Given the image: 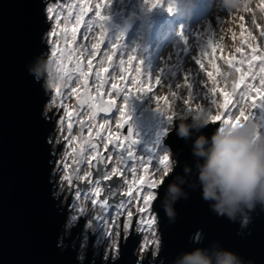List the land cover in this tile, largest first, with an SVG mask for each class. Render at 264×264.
Masks as SVG:
<instances>
[{
  "label": "rangeland",
  "instance_id": "1",
  "mask_svg": "<svg viewBox=\"0 0 264 264\" xmlns=\"http://www.w3.org/2000/svg\"><path fill=\"white\" fill-rule=\"evenodd\" d=\"M105 3L106 0H51L46 6L51 24L46 34L47 53L53 58L55 50L63 68H73V72L64 77L60 92L56 88L47 90L54 94L46 112L65 117L64 122L60 120L57 124L55 147L66 140L67 148L83 147L88 143V155L83 161L86 175L90 173L91 159H97V147L101 142L100 147L109 155V173L117 174L128 185L127 192L132 189L133 198L128 197L120 212L109 211L94 195L98 186L84 199L82 215L88 218V228L99 236V243L109 242L107 247L111 252L117 245L110 238L118 237L123 212L126 214L124 226L128 224L125 232L131 222L128 212H134L139 216L137 227L144 237L141 257L151 250L156 257L162 246L156 213L151 202L145 213H140L139 208L144 206L143 195L148 191L155 195L158 181L175 163L163 141L165 130L174 124L173 117L203 110L210 117H218L216 122L220 124L226 120H264V106L260 103L264 97L256 91L264 93V86L260 84L264 61L251 59L253 48L255 55L264 54V0H250L244 10L233 12L225 11L220 0H110L104 7ZM49 8L53 9L51 14ZM98 10L108 17L106 21L97 17ZM181 33L188 38L187 45ZM94 45L98 46L94 48ZM213 47L216 49L212 50ZM234 54L233 64L225 68L227 56ZM130 56L134 57L131 62ZM87 58L90 68L84 66ZM77 64L81 65L79 71ZM138 69L141 70L139 74ZM83 71L88 73L85 84L78 83L80 77H77L78 72ZM208 73H212L211 77ZM185 74H188L187 80ZM158 76L159 84L156 83ZM129 88L142 93L131 95ZM105 101L110 104L103 108L101 104ZM88 102L102 109L96 123L92 122L95 115L91 103V108L87 107ZM138 115L152 118L151 132L148 128L136 127L133 116ZM169 116L172 118L170 125L167 123ZM85 121L88 128L83 138L79 123ZM125 121H130L133 128V140L141 142L140 150L131 159L125 157V153L114 154L107 147L114 140L117 147L131 150L122 132L129 127ZM163 155H168V160L161 164ZM69 156V150L64 156L57 155L55 172L60 171L61 162L62 170L68 172ZM113 168L117 169L116 173H112ZM148 176L151 178L147 179ZM66 177L64 174L60 180V189L65 186ZM93 199L97 201L95 204L91 202ZM149 219L153 220L151 227L147 224ZM117 251L116 247L113 254Z\"/></svg>",
  "mask_w": 264,
  "mask_h": 264
},
{
  "label": "water",
  "instance_id": "2",
  "mask_svg": "<svg viewBox=\"0 0 264 264\" xmlns=\"http://www.w3.org/2000/svg\"><path fill=\"white\" fill-rule=\"evenodd\" d=\"M50 1L0 0V264H160L161 259L171 264L180 252L197 246V238L204 240V246L219 241L245 260L264 264V212L252 213L251 223L241 229L239 222L216 216L201 198L200 189L185 186L189 198L175 204L177 217L175 222H169L159 197H163L171 176L182 173L186 162L193 163L192 141L178 138L174 131H167L163 141L179 166L172 164L158 181L151 199L162 242L156 257L141 260L137 244L131 241L121 245L115 258L104 260L90 252L81 256L73 244L75 235L64 234L67 210L56 189L58 149H54L52 138L55 120L51 113H45L50 94L28 70L42 67L39 55L48 57L46 34L51 24L46 6ZM173 118L175 124L181 117ZM216 121L203 130L204 134L211 136L220 125ZM105 160V155L100 154L92 163L94 177L100 181L108 167ZM115 181L121 189V178L106 183ZM134 215L133 212L129 229Z\"/></svg>",
  "mask_w": 264,
  "mask_h": 264
},
{
  "label": "clouds",
  "instance_id": "3",
  "mask_svg": "<svg viewBox=\"0 0 264 264\" xmlns=\"http://www.w3.org/2000/svg\"><path fill=\"white\" fill-rule=\"evenodd\" d=\"M250 0H220L225 11H242ZM42 67L29 73L46 90H53L63 81L56 70L55 60L42 54ZM207 111H195L181 117L168 133L186 142L191 140L193 163H185L182 173H174L167 183L160 205L170 223L175 222V204L187 200L191 190L200 189L201 198L218 217L247 228L252 213L264 212V120L249 118L238 123H222L208 136L203 130L212 124ZM176 157V153H175ZM174 167L179 166L176 158ZM197 238V246L180 252L171 264H253L238 253L225 248L219 241L207 246ZM163 248V247H162ZM162 251V250H161ZM155 258V257H154ZM164 264V260H160Z\"/></svg>",
  "mask_w": 264,
  "mask_h": 264
},
{
  "label": "flooded vegetation",
  "instance_id": "4",
  "mask_svg": "<svg viewBox=\"0 0 264 264\" xmlns=\"http://www.w3.org/2000/svg\"><path fill=\"white\" fill-rule=\"evenodd\" d=\"M57 55V54H56ZM49 57V55H48ZM53 59L54 60H58V55L54 57L53 55ZM68 66V65H67ZM66 66V67H67ZM69 72H73V68L70 66H68L66 68ZM67 78V77H66ZM69 78V77H68ZM63 87V85H62ZM61 87V88H62ZM61 88L59 89V92L61 90ZM50 94V93H49ZM54 93L50 94V98L49 101L47 103V105L49 104V102L52 100V95ZM60 99V96L58 95V100ZM46 105V107H47ZM57 108V107H56ZM55 108V109H56ZM56 111V110H54ZM46 114L51 113L52 114V119L55 120V128H54V132L52 133V138L56 139V127L58 122L61 120L62 122L65 121V117L61 114H58L56 116H54V112H46ZM255 116V115H254ZM133 119L135 120L134 123L136 125L137 128H141L144 130V128H148L147 130L151 132L152 130V118L150 119V117H144L142 115H138V116H133ZM127 125H129V127L125 128V132L129 133V137L130 139L127 140V136H126V142H128L129 145L128 148L134 149L133 151V157L134 155L137 153V151H139V147L141 145V142L137 141V140H133V128L130 126V121H127ZM80 127V135L84 138L86 135V128H88L86 121L85 122H81L79 123ZM129 129H131V134L129 132ZM122 132H124V130L122 129ZM124 132V134L126 135V133ZM70 136V135H69ZM133 141H136V143H133ZM102 143H99V147H97V158L98 156L101 154V156L105 155V163H108V167L107 170L103 171L101 174L102 176H104L105 173H107L110 177V179L108 180H104L102 178V180L100 181V183L98 185L91 183L90 181H94L97 180L94 177V171L92 170V163L94 160L96 159H91V163H90V173H88L89 175H86V171L83 168V161L86 155H88V143L85 142L83 147L80 146H74V147H70L67 148V140L64 141L61 145H57L56 147L54 146V149L57 150L58 149V153L57 155L60 153V155L64 156V153L67 152V150H69V154L70 156L68 157V165L69 166V170L68 172H64L62 170L63 166H62V162H61V166H58L60 169V171L57 170V172H55L58 176H57V185H56V189L58 190V198L60 200V203L62 204L63 207L66 208L67 210V217H66V225L64 226V234L66 233L67 237H70L72 234L75 235L74 239H73V244L75 247L78 248L81 256L86 255L87 253H92V255L94 257H103V259H108L110 256H112L113 258H115L119 251H120V247L121 245L125 244L127 241H131V242H135L137 244L136 247V253L138 255V257L143 260L146 258H151L153 259V251L151 250V252H147L146 254H143V257H141L142 254V242H143V234L139 233L138 230V220H139V216L138 215H134L133 217V224L131 225V228L129 229L128 233L125 232V226H124V222L126 219V214L125 211L123 212L124 214H122V220H121V226H120V231H119V235L118 237H113L110 238L111 241L112 239L115 241V245L117 246H113L111 249V252L109 253V255H106V247L109 246V242L105 241L103 242V244L99 243V236L97 235V233H93L89 228H88V218L84 215H82V213L85 212V210H81V205L84 203V199L86 198V196L89 194V192L91 191V189L93 187L98 186L101 191L100 194L98 195V198L100 200V202L104 203V201H108V204L106 205L107 208L109 209V211H115V212H120L122 211V205L124 203H126L128 201V195H127V184L123 183L122 180V188L119 189L117 187V180L114 182V184H110V183H106L107 181H111L113 178H118L117 174H113L111 175L110 172V163H109V158H108V154L100 147ZM132 144V145H131ZM107 147L109 148V151H113L114 154L115 152L119 153V154H124L125 153V157L126 155V148H121V147H117L114 140H112L110 143H108ZM136 147V148H134ZM128 158V156H127ZM129 159V158H128ZM107 166V165H106ZM57 167V165H56ZM56 170V168H55ZM66 175L68 180L65 183V186L60 189L59 188V182L62 179L63 175ZM99 174V176L101 175ZM83 180H86L85 182H83ZM83 187V188H82ZM86 187V189L84 188ZM113 190H119V193H116V191ZM157 192V190L155 191ZM77 204H80L79 207H77ZM153 207V204H152ZM72 216H77L78 220L77 221H72L71 218ZM144 217V214H142V219ZM74 229H76V232H74ZM89 229V230H87ZM68 233V235H67ZM117 247L118 251L116 253L115 256H113L114 254V249ZM153 247V246H152ZM108 249V247H107ZM98 252V253H97Z\"/></svg>",
  "mask_w": 264,
  "mask_h": 264
},
{
  "label": "snow or ice",
  "instance_id": "5",
  "mask_svg": "<svg viewBox=\"0 0 264 264\" xmlns=\"http://www.w3.org/2000/svg\"><path fill=\"white\" fill-rule=\"evenodd\" d=\"M109 3H110V0H106V3H105V5H104V7H107ZM52 11H53L52 8H49V9H48V12H49L50 14L52 13ZM96 15H97V17H98L99 19H101L102 21H106V20L108 19V17L103 16L99 10L97 11ZM180 36L182 37L183 42L187 45V44L189 43L188 38L185 37L182 33L180 34ZM73 39H75V33H73ZM118 39H120V38L118 37ZM97 46H98V45H94L93 47L95 48V47H97ZM252 51H253V55H252V57H251L252 60L260 59V60L264 61V54H262L261 56H257V55H255L256 49L253 48ZM53 55H54V57L56 56V52H55V50H54ZM133 58H134V57L130 56V57H129V62H131ZM196 62H197L198 64L200 63L199 60H197ZM55 64H56V70H57V72L60 74V78H61V80L63 81V80H64V77H65L66 75L69 74V73H68V70L63 68L62 64L60 63V60H55ZM201 67H202V66H201ZM76 70L79 71V65H78V64H77V68H76ZM138 71H139V69H138ZM260 71H261V73H262L261 78H260V84H261V86H264V67H261ZM81 75L84 76V75H86V74L83 73V72H81ZM208 75L211 77L212 73H208ZM253 78H255V77H253ZM185 79H186V80L188 79V74H185ZM242 80H243V77H241V81H242ZM156 83H157V84L161 83V79H160L159 76H158L157 79H156ZM62 85H63V84H62ZM62 85L57 86L56 89L59 91V89L62 87ZM189 87H191V85H189ZM256 91H257L258 94H260V95H262V97H264V93H260V90H259V89H257ZM73 92H75V89H73ZM126 99H127V98H126ZM158 102H159V98H157V103H158ZM260 103H261L262 106H264V98L261 99ZM221 107H223V105H221ZM157 111H159V109H158ZM124 115H125V113L122 112V116H124ZM211 119H212L213 121H215L216 119H218V117H216V116H211ZM125 122H127V121H125ZM229 122L235 124V123H238L239 120H237V121H235V122H233V121H231V120H226V121H224V123H229ZM167 123H168L169 125L172 123V118H171L170 116L167 118ZM69 128H71V125H70V124H69ZM167 131H168V129L165 130V133H167ZM129 132H130V134H131V129H129ZM133 143H136V141H133ZM127 156H128L129 159H131V158L133 157V152H132L131 150H128V151H127ZM101 159H103V158L101 157ZM167 160H168V155H163V156L160 158V163H161V164H164L165 161H167ZM165 168H167V165H165ZM111 171H112V173H116V172H117V169L113 168ZM66 179H67V177H66ZM103 179H104V180H108V179H110V177H109V175H108L107 173H105L104 176H103ZM90 182L93 183V184H96V185H98V184L100 183L99 180H94V181H90ZM149 187H152V185L149 184ZM100 191H101V189H100L99 187H96V188H95V193H94V195L98 196V195L100 194ZM127 195L129 196L130 199L133 198V197H132V189H131V188H129ZM139 195H140V193H139V191H137V193H136L137 198L139 197ZM152 198H153V192H152V191H148L146 194L143 195L142 200H143V205H144V206L141 207V208H139V212H140V213H145L146 211L149 210V206H150V202H151V199H152ZM91 202L95 204L97 201H96L95 199H93ZM104 204H105V206H106V205L108 204V201H104ZM131 219H132V213H131V212H128V220H129V222L131 221ZM71 220H72V221H77V220H78V217H77V216H72ZM142 223H143V222H142ZM147 224H148L149 227H151L152 224H153V220H152V219H149V220L147 221ZM127 227H128V224H125V228H127ZM153 234H154V233H153ZM108 235L111 236L112 233L109 232Z\"/></svg>",
  "mask_w": 264,
  "mask_h": 264
},
{
  "label": "bare ground",
  "instance_id": "6",
  "mask_svg": "<svg viewBox=\"0 0 264 264\" xmlns=\"http://www.w3.org/2000/svg\"><path fill=\"white\" fill-rule=\"evenodd\" d=\"M199 11H201V9H198ZM243 32H245V30H242ZM153 33H156V29L153 31ZM241 36L242 37H244L245 35H244V33H242L241 34ZM208 43H210V40H208V42H207V44ZM214 49H216V47L214 48H212V50H214ZM77 52H81V51H77ZM77 54H81V53H77ZM236 54V53H235ZM235 54L234 55H228L227 57V59L225 60V64H226V67L225 68H228V67H230L232 64H233V60L235 59ZM238 55V54H237ZM243 56V55H242ZM79 66H81L80 64H78ZM84 66H85V68L86 67H88V68H90L89 67V64H88V58H87V60L84 62ZM87 71V70H86ZM141 71V70H140ZM140 71H138V74H139V72ZM83 73H85L86 75H84V76H82L81 75V73L80 72H78V74H77V77L79 78L80 77V79H79V81H78V83H83V84H85L86 83V77H87V75H88V73H86L85 71H83ZM78 80V79H77ZM121 81V80H120ZM129 90V93L131 94V95H134V96H136L137 94L139 95V94H141L142 92H135L134 90H132L131 88H129L128 89ZM78 91V90H77ZM75 93L73 92V95H74ZM194 94V93H193ZM133 100H135V99H133ZM99 101L98 100H96V103H98ZM89 103H91V107H90V105H89ZM96 103H94V102H88V104H87V107H90L91 109H93L92 110V112H93V114L95 115V117H94V120L92 121L93 123H96L97 122V118H98V115H99V113L102 111V109L99 107H97L96 106ZM226 103H228V101L226 102ZM107 104H110V102H108V103H106V101L105 102H102V104H101V106H103V108H105L106 107V105ZM70 108H71V106H70ZM95 108V109H94ZM151 178V176H148L147 177V179H150Z\"/></svg>",
  "mask_w": 264,
  "mask_h": 264
}]
</instances>
